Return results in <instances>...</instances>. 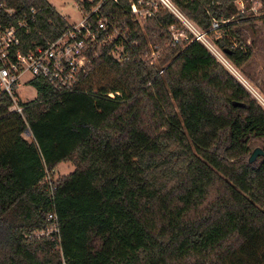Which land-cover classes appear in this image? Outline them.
<instances>
[{
  "label": "trees",
  "instance_id": "16d2710c",
  "mask_svg": "<svg viewBox=\"0 0 264 264\" xmlns=\"http://www.w3.org/2000/svg\"><path fill=\"white\" fill-rule=\"evenodd\" d=\"M145 1H77L83 14L100 6L120 35L100 33L71 91L35 80L36 99L18 98L21 114L0 95V264H264V155L250 162L264 109L191 33L149 66L147 35L165 46L183 24L160 7L145 34L131 8ZM237 1L169 0L200 32L217 24L216 47L241 68L251 52L234 30ZM0 3L16 11L4 22L28 20L26 49L70 25L47 0ZM62 163L75 171L51 191L47 177ZM54 212L60 245L31 237Z\"/></svg>",
  "mask_w": 264,
  "mask_h": 264
},
{
  "label": "built area",
  "instance_id": "2783aa9c",
  "mask_svg": "<svg viewBox=\"0 0 264 264\" xmlns=\"http://www.w3.org/2000/svg\"><path fill=\"white\" fill-rule=\"evenodd\" d=\"M169 6L168 0H161ZM99 7L90 13L83 14L79 25L70 24L57 40L49 41L45 46L33 45L26 49L22 40V32H26L29 23L23 19L17 24L4 22L16 13L14 8L0 3V95H8L12 101L10 111L21 114L23 108L18 104L19 89L22 84L32 85L35 80L45 79L57 92L71 91L80 75L92 66L90 50L98 42L100 33L105 34L106 41H112L120 35V31L109 20L99 16ZM132 12H137V6L132 5ZM32 14L35 10L32 9ZM96 16V26L89 21ZM218 25L214 24L213 29ZM116 35L114 38L113 36ZM175 43L179 37H175ZM37 95V89L35 90ZM114 97L113 94H110ZM48 219L53 222V231H41L33 236L37 239L51 238L61 243L57 214L50 213Z\"/></svg>",
  "mask_w": 264,
  "mask_h": 264
},
{
  "label": "rangeland",
  "instance_id": "374dc122",
  "mask_svg": "<svg viewBox=\"0 0 264 264\" xmlns=\"http://www.w3.org/2000/svg\"><path fill=\"white\" fill-rule=\"evenodd\" d=\"M47 1L52 6H54L63 17L67 19L69 24L79 25L82 22L83 13L77 4V1L83 0ZM236 4L238 10L240 11V16H236V19L234 20V22L237 24L234 30L240 32L242 37L241 40L251 52V58L241 68H237L232 65L225 58L222 51H220L215 45V42L221 39L225 32H217V30L213 28V31L209 35L205 34L204 32H200L191 23L186 21V19L177 12L171 3L169 6H167L161 0H148L145 1L142 6L137 7V12L133 14H135L136 19L145 34V28L148 27V18L157 13L160 10V7L167 8L171 12L175 13L183 24V28L173 27L170 29L171 40L167 36L165 39L167 40L165 46H161V44H153L150 35H147L148 52L144 55V59L149 64V66L154 65L158 68L161 67V60L165 55V50L169 48L170 45H176L174 42L175 37H179L180 43H188L190 37L188 33H191L196 39L206 46L215 59L228 71L229 75H231V77L236 80L264 109V102L259 100L251 90V88L254 89L257 93L264 97V0H238ZM152 35L155 36L153 33ZM115 36L116 35H114L113 38ZM118 51L120 52L121 48H119ZM115 56L117 59L120 58L119 54H116ZM35 90V86L22 84V87L19 89L18 98L24 102H31L36 99ZM25 138L30 141L29 136L25 135ZM263 146L264 139L251 140L250 154H252L257 148L262 149ZM74 171L75 167L71 163L60 164L55 169L54 173H50L47 177L46 182L48 183L50 190L52 191L54 189V185L57 181H59V179L64 176H68ZM54 227V224L52 226L50 225L48 231H53ZM58 250V248H55L53 252H57Z\"/></svg>",
  "mask_w": 264,
  "mask_h": 264
},
{
  "label": "water",
  "instance_id": "95a60500",
  "mask_svg": "<svg viewBox=\"0 0 264 264\" xmlns=\"http://www.w3.org/2000/svg\"><path fill=\"white\" fill-rule=\"evenodd\" d=\"M236 107L242 106L241 103H235L234 104ZM30 131H27V136H30ZM264 151L260 148H257L253 151L251 157H250V162L253 163L255 160H257L258 157L263 156Z\"/></svg>",
  "mask_w": 264,
  "mask_h": 264
},
{
  "label": "bare ground",
  "instance_id": "6f19581e",
  "mask_svg": "<svg viewBox=\"0 0 264 264\" xmlns=\"http://www.w3.org/2000/svg\"><path fill=\"white\" fill-rule=\"evenodd\" d=\"M244 82V81H243ZM246 84V83H245ZM247 87V86H246Z\"/></svg>",
  "mask_w": 264,
  "mask_h": 264
},
{
  "label": "crops",
  "instance_id": "0c3cea01",
  "mask_svg": "<svg viewBox=\"0 0 264 264\" xmlns=\"http://www.w3.org/2000/svg\"><path fill=\"white\" fill-rule=\"evenodd\" d=\"M37 96V95H36Z\"/></svg>",
  "mask_w": 264,
  "mask_h": 264
}]
</instances>
